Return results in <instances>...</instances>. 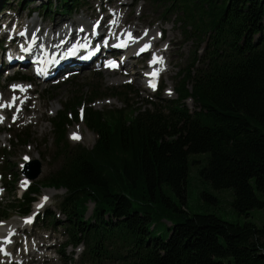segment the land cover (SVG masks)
Masks as SVG:
<instances>
[{
	"label": "trees",
	"instance_id": "obj_1",
	"mask_svg": "<svg viewBox=\"0 0 264 264\" xmlns=\"http://www.w3.org/2000/svg\"><path fill=\"white\" fill-rule=\"evenodd\" d=\"M1 1L0 8L8 3ZM56 1L45 13L70 15L87 0ZM146 1L174 18L195 46L178 73L176 99L147 102L131 120L110 123L90 98L83 123L94 145L60 153L48 183L34 184L8 211L27 216L41 188L64 190L61 247H82L81 264H264V223L189 215L184 206L189 156L201 154L199 176L213 189L231 188L239 215L264 209V0ZM76 106L52 122L57 151L68 146ZM88 203L94 209L85 219ZM44 216L57 227L54 212Z\"/></svg>",
	"mask_w": 264,
	"mask_h": 264
},
{
	"label": "rangeland",
	"instance_id": "obj_2",
	"mask_svg": "<svg viewBox=\"0 0 264 264\" xmlns=\"http://www.w3.org/2000/svg\"><path fill=\"white\" fill-rule=\"evenodd\" d=\"M3 1L8 3L3 5L1 10L5 8L10 14L0 10V18L2 14L6 13V17L2 18L0 22V34H3L1 24L9 21V19H19L24 27L31 23L35 24L30 31H36L40 27V23H42L43 28L48 29L57 26L56 31H59L61 26L72 25L74 29L85 28L89 30L92 24L99 23V20L103 18V14L109 16L117 12L119 16H122L121 21H123L124 28L137 31L138 34H135L134 37L136 40H140L144 35L143 33L148 31L162 30L164 38L161 43H156L155 46L156 49H159L163 46L162 44L169 41V52L166 59L169 65L167 72L163 73L158 79L157 91H154L155 88L146 91V85L143 84V76H145L146 67L151 60L150 53L133 59L127 68L128 74L126 77L119 73L106 74L101 68H86L79 76L75 77V73H77L75 72L72 78L67 81L66 76L62 78V82L42 84L32 78L27 70H20L18 76H16L24 79L20 80L25 81L24 83L7 82L4 79L5 74H3L4 76L0 78V95H2L3 102H7L11 96L20 98L22 95L19 92L14 94L12 91H15L13 90L14 86L22 85L34 90L30 95L33 100L29 103V107L31 109L38 107L39 112L36 113L37 110L32 109L28 111L27 115L17 119L18 101H16L13 108H9L10 106L7 104V112L2 116L3 124L0 125V139L3 138L6 141L0 142V182L4 187L3 197L0 198V225L14 222L18 218H24L8 210L15 203V200L20 198V192L24 185L31 188L34 184L44 185L48 183L53 173L59 170L62 165L60 153L65 156L69 155V150L76 146L90 149L94 145L96 136L88 131L83 123L86 104L90 98L95 97L96 100L91 105L93 110L106 117L110 123L115 122L119 117L127 121L131 120L137 113L138 108L147 102L156 105L164 103L166 105L165 101L176 99L174 89L178 73L189 66L195 50V46L191 41L186 42L184 40L175 19L171 17L164 18L162 7L153 6L146 0H87L84 5L77 8V10L75 9V12L70 15H63L58 11L45 13L43 7L49 2L57 5L56 0ZM23 1L25 2L23 3ZM18 2L26 4L21 7ZM26 5H29L28 8H25ZM100 10H102V13H100ZM26 15H30V19L27 21L25 20ZM112 22L113 18L106 21L107 24ZM76 23H82L83 26H77ZM13 24L11 23L10 28L14 29ZM17 30L20 31L21 29L18 28ZM7 37L9 36L0 35V53L6 45L7 41L4 39H8ZM201 53L202 49L198 54ZM6 54H8L7 50L3 55V59H5ZM15 70L18 69L15 68ZM135 73H139V76L135 77ZM169 88L170 95H167L166 92ZM126 93L128 94L126 95ZM72 103L77 105V112L78 114L81 112V116H79L78 122L72 123L73 117L69 111L70 114L67 118L71 125L66 133L68 146L64 151H57L54 144L52 122L66 107L70 105L69 108H71ZM4 105L6 104L4 103ZM186 106L191 111L195 109L191 100L186 102ZM38 116L41 117V120L35 122L34 119ZM32 119L35 123L31 121ZM74 133L80 139H72ZM25 153L30 154L32 161L39 162L41 166L40 175L32 181L29 180L27 184L24 183L23 177H26L22 174L23 169L29 163L25 161ZM205 157L206 155L201 154L189 156L184 204L189 215L213 214L219 219L230 223L242 225L250 222L258 227L262 226L264 223V209H254L249 211L248 215H239L232 207L234 195L231 188L213 189L208 182L199 176L198 171L205 164ZM12 187L13 190H11ZM24 193H27V191ZM64 193V190H54L47 188V186L40 189L35 201L36 203L44 202L45 207L35 215L34 221L28 225L25 232L18 231L19 236H13L9 240V242L13 240L16 247L14 250H8L12 253L11 257L0 258L1 264H64L63 258L65 257L72 258V260L67 261V264H81L79 257L82 253V247L79 249L72 247L64 249L61 247L66 240L61 229L65 216L59 211L60 201L64 197ZM45 194L53 196H44ZM44 197L48 199L45 201ZM33 206L30 209L31 212ZM86 208L85 219H89L94 204L88 203ZM51 212H54L58 218H56L58 220L57 227L54 228L48 224V220L43 222V218L45 219L43 215ZM5 213L8 216L7 219L3 218ZM25 243L28 246L22 248ZM34 250H38V252ZM62 250L64 256L59 253ZM27 252H31V255L27 256Z\"/></svg>",
	"mask_w": 264,
	"mask_h": 264
},
{
	"label": "bare ground",
	"instance_id": "obj_3",
	"mask_svg": "<svg viewBox=\"0 0 264 264\" xmlns=\"http://www.w3.org/2000/svg\"><path fill=\"white\" fill-rule=\"evenodd\" d=\"M108 17L110 19L113 18V22L110 23V24H107L105 19L99 20V23H98V26H97V30L95 31V36L99 40H102V38L103 39H105V38L107 39L108 38L109 41H112L113 42L112 46H109V45L105 46L104 49H108V48L110 49V47H112L111 53L114 54V53L117 52L114 43L117 42L119 36H122L124 34H138V33H137L136 30H132V29L129 30V29L124 28L123 27L124 26L123 21H121V17L122 16H119L117 12H115L113 14H110ZM10 23H11V21L8 23L6 28L9 27ZM95 23L97 24V22H95ZM39 25H40V28H42V23H40ZM6 28L3 30L2 33L5 36H11L12 40H16L17 41V39L22 37L21 36L22 33H24V32H21L19 30H14L13 28H10L7 31ZM51 28H52L53 31H56V29L58 27L55 26V27H51ZM90 31H91L90 33H92V31H93L92 26H91V30ZM48 32H50V30H48ZM60 33H61V35H64V37H66L68 35H73L75 33V31L73 29H68L67 27L61 26ZM143 34L144 35H142L140 40H144V42H141L140 44H137V42L134 43V46H135L136 50L139 47H141L142 45L148 43L150 45V47L148 49V53L151 54V60L149 61V63H152V61L154 59L157 60V61H162V63H160V62L152 63L153 64L152 67H150V64L148 63V65L146 67L147 71H146L145 76H143V84L146 85L145 89H146V91H148L149 88H150L149 87V82H150L149 76H150V74L155 72V73H157V78H158L163 73H166L167 70H168L169 63H167L166 59L168 57V52H169V45H168L169 41L164 43V44H162L163 46H161L159 49H156V46H155L156 43H161V41L164 38V34H163L162 30H158L156 32L155 31H148V32L143 33ZM45 40L48 41L47 39H45ZM6 49H8V48H6ZM136 50L134 49L133 52H135ZM4 54H5V50L1 52V55H4ZM8 54H11V52L8 53ZM132 59L133 58H129L125 62H123L120 65L119 69L110 68V69H107V70H105V69H102V70L106 74L119 73V74L124 75V77H126L127 74H128L127 73V71H128L127 68L131 64ZM125 69H126V71H125ZM80 74H81V72H77L75 74V77L79 76ZM136 76H139V73H135V77ZM20 89H25V90L22 91ZM13 90H15V91H12L14 94L19 92L20 95H22L20 98H17L15 100V102H14V106H15L16 101H18L17 102L18 103L17 119H20L24 115H27L28 111H30L32 109H36L37 110L36 113L39 112V108L38 107H34L32 109L29 107V103H31L32 100H33L30 97V95H31V93L34 90H32L30 88H27L25 86H22V85L21 86H17ZM169 93H170V88L168 89L166 94L170 95ZM14 97L16 98V96H11V98L9 100H7V102H3L2 95H0V105H4V103L6 104L4 107H0V117H2L7 112V109H8L7 108V104H10V102L13 101ZM33 119L31 121H33ZM39 119L41 120L40 116L35 118L34 121L37 122ZM34 121H33V123H35ZM2 124H3V121L0 122L1 126H2ZM5 141L6 140L3 139V138L0 139L1 143L5 142ZM25 157H27V159H25L26 162L32 161V158H31L30 154L25 153ZM23 181L26 184L29 182L24 177H23ZM44 196H53V195L45 194ZM38 205L39 204H37L34 208H32V212L30 213L29 216L24 217V218H18L14 222L4 223V224L0 225V258L11 257V256L8 255V254H10V252L8 250H10L11 245H10V242H8L6 238H12L13 236H19V233H17L18 231L25 232L27 230L28 225L31 224V222L33 220L34 214L37 213L39 211V209H40V207H38ZM29 220L31 221L30 223L26 222V221H29ZM27 246H28V244L25 243L22 248H25ZM34 251L38 252V250H34ZM29 255H31V252H27V256H29Z\"/></svg>",
	"mask_w": 264,
	"mask_h": 264
},
{
	"label": "water",
	"instance_id": "obj_4",
	"mask_svg": "<svg viewBox=\"0 0 264 264\" xmlns=\"http://www.w3.org/2000/svg\"><path fill=\"white\" fill-rule=\"evenodd\" d=\"M40 173L41 166L37 161H32L28 163L22 171V174L25 175L31 181L36 179L40 175Z\"/></svg>",
	"mask_w": 264,
	"mask_h": 264
},
{
	"label": "snow or ice",
	"instance_id": "obj_5",
	"mask_svg": "<svg viewBox=\"0 0 264 264\" xmlns=\"http://www.w3.org/2000/svg\"><path fill=\"white\" fill-rule=\"evenodd\" d=\"M26 50V49H25ZM142 50H146V49H142ZM157 62H160V63H162V61H157V60H153L152 61V63H157ZM150 75H152L153 77L154 76H156L157 75V73H155V72H153V73H151ZM149 86L150 87H153V88H155V84L152 82V81H150L149 82ZM17 86H14V88H16ZM20 90H22V91H24L25 89H20ZM170 94V93H169ZM17 98H13V101L12 102H10V105H11V103H14L15 102V100H16ZM10 105H8V106H10ZM5 105H0V107H4ZM81 111H83V110H81ZM14 119H15V117H14ZM3 121V117H0V122H2ZM72 139H75V140H78V139H80V137L77 135V134H73L72 135V137H71ZM25 159H27V157H25ZM45 201L48 199L47 197H44L43 198ZM38 207H42V205H38ZM26 222H31L30 220L29 221H26Z\"/></svg>",
	"mask_w": 264,
	"mask_h": 264
}]
</instances>
